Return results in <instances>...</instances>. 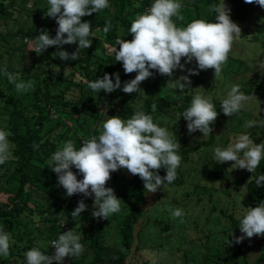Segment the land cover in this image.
I'll return each mask as SVG.
<instances>
[{"label": "trees", "instance_id": "1", "mask_svg": "<svg viewBox=\"0 0 264 264\" xmlns=\"http://www.w3.org/2000/svg\"><path fill=\"white\" fill-rule=\"evenodd\" d=\"M204 1H186L187 7L194 5L188 23L195 19H202L200 4ZM31 2H34V7H37L36 0H0V82L7 81L8 85L12 86L8 79L5 80L2 77V72H5V70L12 72L13 75L18 74L17 79L20 77L29 79L32 78L35 69H41L44 64H48L52 60L55 61L57 71L51 73L42 69L41 78L36 77V88L31 92L28 91L33 97V102L24 109L16 107L11 115L13 117L11 123L15 121L17 123L16 126L13 129L10 127L2 129L5 131L10 130L8 139L12 145V155L9 160L0 165V177L6 182V186L0 191V223L3 225L0 229L7 232L10 237V254L8 256L0 255V264H26L25 257L17 255V252L22 253L28 249L26 247L21 248L17 242L13 243V239L17 237L19 240H24L23 235L26 232H22L21 229L22 216L27 212L33 217V221L37 223L35 230L41 229L45 241L44 244L47 246V248L40 246L34 243L32 239V248L37 247L44 254L53 255L54 250L50 242L58 239L59 234L73 229L77 234L81 235L80 242L84 245L85 250L79 257H66L67 264H105L106 255L103 247L106 239V228L110 224L111 217L108 220L93 218L91 213L93 211L94 196L84 197L83 194H74L68 197L66 190L58 184L57 174L48 167V160L62 146L63 142L69 140L72 131L69 128L68 132L63 134L67 124L58 119L55 126L46 132L47 126L51 122L49 120L50 115L55 109L75 111L74 134L72 137L77 150L82 146L84 140L93 136L98 137L102 122L111 116L118 115L126 120L131 118L136 112L143 111L145 114L151 115L154 123H157L160 127L163 126L161 119L170 115L175 116L177 122L187 126V121L182 116L180 117V114L190 106L194 96L193 86L201 85L202 76L206 71H199L195 60L191 63H185L186 58H182L181 64L184 65V69H175L173 77L170 79L188 75L189 69L199 71L198 75L189 76L191 84L183 92L168 87L169 77L160 75L153 70V76L150 77L147 83H143L141 87V95L143 97L135 95L131 100L123 99L125 93L121 89L125 80L121 79V89L112 92L104 106L105 112H101L102 90L100 93L93 92L88 87V82L103 78L105 73L113 76L114 71L121 67L122 63L115 59L114 49H119L116 40H126L131 35L129 33L131 21L138 15L144 14L154 0H108L109 7L98 13H93L91 16L82 17V22L87 21L91 24L92 35H90L89 39L92 40V46L88 49L80 50L78 60L67 61L61 60L59 57L54 59L53 53L56 50H63L71 54L76 51L78 43L63 45L60 48L49 47L44 52L37 54L34 52L35 41L33 39L36 34L34 27L27 30L19 28L17 35L20 37L21 45L20 48L13 46L11 40L13 33L11 30L22 19L32 18V12L27 9ZM138 2L139 6H136ZM214 2L215 5L221 3L219 0ZM44 7L46 9L41 12L44 17L40 23L45 26L44 30L48 32L50 37H55L58 25L53 18L48 23L49 17L46 16V12L49 6L45 5ZM40 16L41 14L36 13L34 17L38 18ZM215 17L216 13L212 11L211 17L206 19V21L216 22ZM106 22L111 24L107 34L103 31ZM188 23L185 25L187 26ZM263 33L264 24L256 23V31L251 41L258 42L260 35ZM31 41L34 42V46L31 50H27ZM17 53L18 55H16ZM6 56L9 57L8 65L3 67L2 62ZM29 56L34 58V60L29 64V67L23 68V65L28 63L26 58ZM12 62H15V68ZM212 76L211 83L216 81L214 74ZM262 78L264 79V74ZM39 79L41 80L39 81ZM260 82L261 78L257 80L255 87ZM240 91L248 97L255 94L254 86L241 88ZM3 92L4 89L1 87L0 94L4 95ZM153 104L156 106L155 111L152 110ZM213 104L215 105V103ZM224 117L225 115L221 108L220 115H218L215 123L211 125L213 131L208 139L200 141L194 147L184 139L182 134L174 137L181 145L178 155L182 156V161L177 169L176 179L165 187H181L186 184L183 175L184 165L190 161L194 154L201 152L206 147L215 145L218 138L214 130L219 128L220 122ZM41 166L47 170L40 174H34L33 169ZM122 169L112 172L111 179L106 184V187L114 190L115 195L118 194L122 184ZM158 174L163 177L166 175V170L161 168L158 170ZM261 174H264V160H261L254 173L247 172L244 178L243 185L245 183L247 188L245 207H255L261 201H264V186L258 187L255 183L256 177ZM131 181V189L133 190L132 201L124 218L117 221V231L120 238L119 250L110 264H140L134 262L132 254L136 243L142 235V231H138V227L146 217L143 207L149 192L144 190L143 181L138 176L133 175ZM44 194L49 195L52 200L54 199L59 203L60 206L56 212L34 210L32 199L34 197H42ZM80 200L84 201L87 208L81 213V216L72 218L70 214ZM34 217H39V220L37 221ZM226 217L230 220L228 235L231 238V244L239 246V255L243 257V264H249L245 255V240L239 244L234 241V237L242 235L239 230L240 219L235 216L232 210L230 213H226ZM63 225L67 227V230H65ZM259 246L262 253L258 257L256 264H264V237H259ZM184 257L187 262L188 253H185ZM206 259L211 261L209 255ZM225 261L227 264H236L228 258ZM53 264H57V262L54 261Z\"/></svg>", "mask_w": 264, "mask_h": 264}, {"label": "clouds", "instance_id": "2", "mask_svg": "<svg viewBox=\"0 0 264 264\" xmlns=\"http://www.w3.org/2000/svg\"><path fill=\"white\" fill-rule=\"evenodd\" d=\"M244 2L255 3L264 9V0ZM48 5L46 16L55 19L58 25L56 34L50 37L46 30H42L34 37V52L39 54L49 47L60 48L78 43L76 51L71 54L63 50L53 53L54 57L61 60H78L80 50L92 46V40L89 39L92 35L91 24L82 22L81 18L109 7L108 0H48ZM183 7L180 0H154L144 14L131 21L129 33L132 39L116 40L119 49H114L115 59L122 63L125 74L137 73L135 78L124 82L121 89L119 73L114 74L115 82L112 76L105 73L103 78L88 82V87L97 93L101 90L112 93L117 89L125 94L141 92L140 84L153 76V70L168 76L167 86L180 92L191 84L189 76L198 75L199 71L214 69V79L220 78L234 40L241 34L240 27L231 20L230 9L223 0L219 5H210L209 8L216 13V22L195 19L186 27H177L173 17L183 21L184 16L180 14ZM110 28V22H106L104 33L107 34ZM182 58H186L185 63L195 60L199 71L189 69L188 75L170 79L175 69H184ZM4 74L9 83L15 85L17 92H27L34 86L32 81L17 82L18 74L13 75L6 70ZM248 99L240 91L239 85L232 86L227 98L221 102L223 114L231 117L239 113ZM152 110H156L154 104ZM181 116L187 121L189 134L199 131L203 136H208L213 131L211 125L215 123L218 112L210 100L196 94ZM258 125L264 126V121L249 120L244 126L250 129ZM9 135L0 129V165L12 155ZM180 147L173 133L154 123L151 115L138 111L126 120L118 115L109 117L102 122L98 137L85 140L78 150L72 140L63 142L48 160V167L57 174L58 184L66 190L68 197L74 194L94 196L92 217L108 220L111 215L121 211V200L112 188L106 187L111 173L121 168L127 169L131 175L143 181L144 190L154 194L176 179L182 161V156L177 154ZM214 160L219 164L231 161L234 163L229 169H246L254 173L261 160H264V142L255 143L249 134H241L226 148L216 147ZM73 167L82 179H77ZM161 168L166 170L163 177L158 174ZM255 183L258 187L264 186V174L256 177ZM86 208L87 205L80 200L71 212V217L81 216ZM167 211L172 219H180L183 223V209L169 207ZM34 219L38 221L39 217ZM239 230L242 235L234 237L237 244L245 238L264 237V201L255 207H245ZM9 240V234L0 229V255L10 254ZM80 241L81 235L70 229L50 242L55 249L53 255H46L37 247L26 251V264H53L54 261L63 264L66 257L82 255L85 249Z\"/></svg>", "mask_w": 264, "mask_h": 264}, {"label": "rangeland", "instance_id": "3", "mask_svg": "<svg viewBox=\"0 0 264 264\" xmlns=\"http://www.w3.org/2000/svg\"><path fill=\"white\" fill-rule=\"evenodd\" d=\"M36 1L37 7H34V2L29 3L30 6H27V9L32 12V18L22 19L11 30L13 33L11 40L15 48H20L21 45L20 37L17 35L19 28L27 30L34 27L35 36L45 29V26L40 21L44 17V14L41 13L46 9L44 6H49L48 0ZM186 1L180 0L184 5L180 11V14L184 16V20L180 21L176 17H173L177 27H186L185 24L191 18L194 5L192 4L187 7ZM214 1L205 0L200 4L202 19L206 20L211 17L212 11L209 8L210 5H215ZM219 1L222 3V0ZM223 2L230 9V18L238 24L241 34L234 40L221 77L211 83L214 69L206 70L202 76L201 85L193 86L194 95L201 94L210 100V102L215 103L216 111L220 115L221 102L227 98V93L231 90L232 86L239 85L240 89L254 86L255 94L244 102L239 113L231 117L225 116L221 120L219 128L214 130L218 138L215 145L206 147L201 152L194 154L190 161L184 165L183 175L186 180L184 186L161 187L154 194L148 193L143 207L146 217L138 227V231L141 230L142 235L136 243L132 254V259L136 263L227 264L225 259L228 258L231 262L243 264V257L239 255V246L231 244V238L228 235L230 220L226 217V213H230L232 210L238 219L243 217L247 192V188L245 183L243 185V182L248 171L246 169H229L234 163L231 161L224 164L216 163L214 160V149L216 147L226 148L229 143L234 142L241 134H249L255 143L264 142V126L258 125L250 129L244 126L245 122L249 120L264 121V79L262 78L264 74V66H262L264 65V33L260 35L258 42L251 41L256 31V23L264 24V9L255 3L247 4L244 0H223ZM136 6H139V2ZM36 13L41 14V16L35 18ZM50 20L51 18H49L48 23ZM129 37L126 40L130 41L132 39V35ZM33 43L31 41L28 44L27 50H31ZM53 58L57 59L58 57L53 56ZM33 60L34 58L27 57L26 61L28 65L24 64L23 68L29 67V64ZM8 61L9 57L6 56L3 59L2 66H7ZM12 65L14 68L16 67L15 62H12ZM42 69L46 72L55 73L57 71L55 61L52 60L48 64H44L41 69H35L32 78L23 79L20 77L17 79V82H34L33 88L28 90L31 92L36 88V77L41 78ZM115 73H119L120 80L124 79L125 82L134 79L137 74L135 72L125 74L121 65L113 73V82H115ZM2 77L5 80L7 79L4 72H2ZM259 78H261V82L255 87ZM149 79L143 81L140 84V88ZM1 87L4 89V95L0 94V129L8 127L13 129L17 124L15 121L11 123L13 119L11 115L15 108L24 109L30 106L33 102V97L28 91L17 92L15 85L9 86L7 81L0 82ZM101 93H103L101 112H105L104 106L112 93H106L103 90ZM141 94V92L124 94L123 99L131 100L135 95L143 97ZM14 105L16 106L14 107ZM74 115L75 111L73 110L64 111L63 109H55L50 115L49 120L51 122L47 126L46 132L52 129L57 120L60 119L67 124L63 134L68 132L70 128L72 132L70 133L69 140L73 141ZM161 120L163 121L162 127L167 128L169 132L174 134V137L182 134L184 139L193 147L200 141L207 140L210 135L203 136L199 131L189 134L187 126L177 122L173 115L164 117ZM7 132L10 133V130H7ZM180 150L181 147L178 152ZM45 170L47 169L41 166L33 169V173L40 174ZM122 170V184L116 195L121 200V211L110 216L111 221L106 228V239L103 247L106 255L105 264H110L112 259L117 255L120 241L117 231V221L124 218L132 201L133 190L131 189V179L133 175L127 169L123 168ZM5 186L6 182L0 177V191ZM32 205L34 210L43 212H56L60 206L56 200H52L49 195L45 194L39 198L34 197ZM169 207L183 209V223L180 222V219L171 218L170 213L167 211ZM35 225L37 223L33 221L30 213H25L22 216L21 227L22 232H26L25 234L23 233L24 240L22 241L15 237L13 243L17 242L21 248L26 247L30 250L32 248L31 240L33 239L34 243L45 246L42 231L39 228L36 231ZM2 226V223H0V228ZM259 237L254 236L250 239H244L245 255L249 264H256L258 257L262 253L259 246ZM29 240L30 242H28ZM45 247L47 248V246ZM25 252H17V255L25 257ZM185 253H188L187 262L184 257ZM208 255L211 261H207Z\"/></svg>", "mask_w": 264, "mask_h": 264}, {"label": "built area", "instance_id": "4", "mask_svg": "<svg viewBox=\"0 0 264 264\" xmlns=\"http://www.w3.org/2000/svg\"><path fill=\"white\" fill-rule=\"evenodd\" d=\"M84 141H85V140H84ZM84 141H83V142H84ZM83 142H82V144H83ZM72 171H73L74 173L77 174V179H78V180L83 178V177L78 173V170H76L74 167L72 168ZM63 227L65 228V230H67V227H65L64 225H63ZM51 247H52V246H51ZM52 249H53L54 252H55L54 247H52ZM63 264H67L66 258H65V260L63 261Z\"/></svg>", "mask_w": 264, "mask_h": 264}]
</instances>
